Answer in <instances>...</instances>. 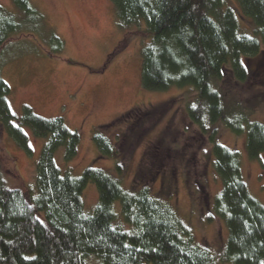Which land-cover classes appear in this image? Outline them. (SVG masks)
<instances>
[{
    "label": "trees",
    "instance_id": "16d2710c",
    "mask_svg": "<svg viewBox=\"0 0 264 264\" xmlns=\"http://www.w3.org/2000/svg\"><path fill=\"white\" fill-rule=\"evenodd\" d=\"M27 16L39 13L28 0H11ZM120 27L144 19L151 41L142 47L141 83L146 90L192 86L195 98L186 104L191 119L206 135L214 155L213 166L222 181L212 211L227 227L221 260L228 264H264V206L242 179L237 153L216 141L222 122L235 133L245 130L250 159L264 152V124L247 122L239 114L228 121L216 89L227 72L238 80L248 73L243 56L264 45V0H237L253 34L241 32L240 23L225 0H110ZM21 28L14 15L0 5V50ZM228 66L229 69L224 70ZM8 84L0 77V125L28 155L27 126L45 138L35 165V192L14 185L0 173V264H85L96 256L102 264H214L211 252L194 243L170 203L153 196L148 185L124 189L118 178L88 166L78 176L63 173L55 162L77 153L80 136L61 117L45 118L24 105L15 125L7 102ZM148 113V111H147ZM92 140L100 157L116 158L117 149L98 128ZM14 172V162L0 149V160ZM122 158L115 163L122 172ZM94 183L98 201L90 213L83 209L82 191ZM119 201L123 227L115 224L112 204Z\"/></svg>",
    "mask_w": 264,
    "mask_h": 264
},
{
    "label": "rangeland",
    "instance_id": "374dc122",
    "mask_svg": "<svg viewBox=\"0 0 264 264\" xmlns=\"http://www.w3.org/2000/svg\"><path fill=\"white\" fill-rule=\"evenodd\" d=\"M28 1L38 15H24L11 0H0L21 26L0 50V77L9 86L12 123L19 124L24 105L45 118L61 117L80 136L71 160H64L62 147L55 153L63 173L78 176L93 166L118 178L124 189L148 185L154 197L173 205L194 243L211 252L214 264H228L221 260L227 227L212 211L222 181L213 166L211 143L186 111L195 90L190 85L163 91L142 87L141 50L151 41L144 34V19L120 27L110 0ZM224 7L233 9L242 33L253 34L237 0H225ZM242 61L246 80L227 72L215 85L228 121L243 114L245 129L250 121L264 124V45ZM21 128L28 136L29 155L0 125V149L16 169L10 170L1 159L0 173L11 184L25 183L34 193L35 165L46 139L36 137L27 126ZM95 128L115 145L116 158L100 157L92 140ZM216 130V141L237 153L242 179L264 206V152L250 159L245 130L238 135L222 122ZM120 158L118 174L115 163ZM82 200L84 212L90 213L98 201L94 183L83 189ZM112 207L115 224L123 227L119 201ZM85 264L102 263L90 255Z\"/></svg>",
    "mask_w": 264,
    "mask_h": 264
}]
</instances>
